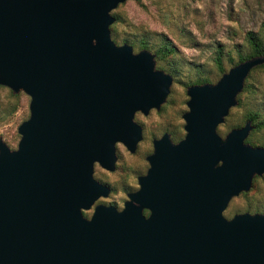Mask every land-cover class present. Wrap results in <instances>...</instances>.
I'll list each match as a JSON object with an SVG mask.
<instances>
[{
  "label": "water",
  "instance_id": "1",
  "mask_svg": "<svg viewBox=\"0 0 264 264\" xmlns=\"http://www.w3.org/2000/svg\"><path fill=\"white\" fill-rule=\"evenodd\" d=\"M124 1L0 0V85L29 97L16 148L0 140V264H264V213L221 214L264 174V148L244 142L250 120L216 133L264 56L187 86L183 137L152 141L120 210L94 204L109 188L93 163L112 171L116 142L135 150L134 113L171 82L148 50L111 40Z\"/></svg>",
  "mask_w": 264,
  "mask_h": 264
},
{
  "label": "rangeland",
  "instance_id": "2",
  "mask_svg": "<svg viewBox=\"0 0 264 264\" xmlns=\"http://www.w3.org/2000/svg\"><path fill=\"white\" fill-rule=\"evenodd\" d=\"M110 15L118 18L115 34L110 35L116 45L127 44L136 53L141 50L138 49L141 41L155 48L165 37L175 48L172 55L166 54L159 62L154 59L155 68L169 70L162 71L170 75L171 82L157 110L150 109L146 115L134 113L133 120L142 127V138L135 151L129 153L117 143L112 172L94 165L93 177L110 187L109 194L99 197L94 204L121 208L126 192L137 186L136 176L147 167L145 156L151 151V140L167 132L175 142L184 134L181 114L187 110V86L197 77L215 83L221 76L213 61L215 54L221 55L226 72L239 54L248 51L245 33L251 30L262 34L264 0H126L111 10ZM148 51L152 54V49ZM239 93L236 103L217 125L216 133L224 138L230 129L244 124L249 111H257L263 125L252 127L247 137L264 148V73L259 69L251 72ZM12 94H18L17 100ZM28 102L29 97L21 90L13 93L0 85V140L10 150L16 148L19 140L17 126L29 115ZM92 206L82 211L85 217H89ZM244 212L264 213V174L255 176L246 192L232 196L221 214L230 219Z\"/></svg>",
  "mask_w": 264,
  "mask_h": 264
},
{
  "label": "trees",
  "instance_id": "3",
  "mask_svg": "<svg viewBox=\"0 0 264 264\" xmlns=\"http://www.w3.org/2000/svg\"><path fill=\"white\" fill-rule=\"evenodd\" d=\"M117 21H118V18L115 15H113V22L109 25L110 35L115 34V31H116L115 24ZM261 29H262V34H258L257 32H253L251 30H249L245 33V39L247 41L248 51L243 55L239 54L238 59H237L235 64H237L241 61H244L246 59L255 57V56H264V22H262V24H261ZM122 42H124V41H122ZM138 49H146V50L152 49V54H153V57H154L156 62H159L161 59H164L166 54L172 55L175 52V48L170 44L168 39L165 37L162 39V42L155 48H152V47L150 48L145 42L141 41L138 45ZM213 61H214L216 68L220 72V74L224 73V69H223L222 62H221V55L218 52L215 54ZM258 69L264 73V63L253 67L249 71V73L247 74V76L245 77V79L243 81L244 85H245V82L248 80L250 73L255 71V70H258ZM162 70H164V69H162ZM164 71H169V70L165 69ZM208 82H209L208 79L205 77H197L190 84L191 85L192 84H203V83H208ZM11 96L15 100H17V98H18V94H14V95L12 94ZM260 117H261V115L259 112L249 111L248 114L246 115L245 119H246V121L250 120L253 129H255V128H258L261 125H263V122L260 119ZM245 143H247L251 146H257L258 145L249 136L245 139ZM254 178H255V176L253 177V179Z\"/></svg>",
  "mask_w": 264,
  "mask_h": 264
},
{
  "label": "flooded vegetation",
  "instance_id": "4",
  "mask_svg": "<svg viewBox=\"0 0 264 264\" xmlns=\"http://www.w3.org/2000/svg\"><path fill=\"white\" fill-rule=\"evenodd\" d=\"M160 107V106H159ZM152 109H154V108H152ZM155 110H157V109H155ZM136 112H140V111H136ZM149 112V111H148ZM147 112V113H148ZM141 114H143L142 112H140ZM143 115H146V114H143ZM246 122V121H245ZM244 122V123H245ZM138 124V123H137ZM139 126H140V124H138ZM241 127V126H240ZM140 128H141V134H142V127L140 126ZM182 128H183V126H182ZM164 133H166L167 135H168V133L167 132H163L162 134H164ZM161 134V135H162ZM160 135V136H161ZM184 135V134H183ZM183 135H182V137H183ZM159 136V137H160ZM159 137H157V138H153L152 140H151V147H152V141L154 140V139H158ZM168 137H169V135H168ZM181 137V138H182ZM142 138V137H141ZM181 138H179V139H177L175 142H173L170 138V140H171V142H173V143H176L178 140H180ZM141 140V139H140ZM139 142V141H138ZM117 143H119V142H116L115 143V145L117 144ZM121 144V143H120ZM136 146H137V144H136ZM126 149V148H125ZM135 149H136V147H135ZM152 149H153V147L151 148V151L145 156V160H146V157L149 155V154H151L152 153ZM127 150V149H126ZM128 151V150H127ZM135 151V150H134ZM133 151V152H134ZM129 153H133V152H130V151H128ZM115 161H116V154H115ZM146 162H147V160H146ZM98 165L96 162H94L93 163V167H92V176H93V168H94V165ZM99 166V165H98ZM100 167V166H99ZM147 168H148V162H147V167L145 168V170H144V172L143 173H141V174H139V175H137L136 176V178H135V180H136V188L135 189H133V190H131V191H128V192H126V199L124 200V201H126L128 198H127V194H129V193H132V192H134V191H136L138 188H139V184H138V178L140 177V176H143V175H145L146 174V171H147ZM102 169H104V168H102ZM114 169H115V162H114ZM113 169V170H114ZM105 171H108V172H112V171H109V170H106V169H104ZM94 178V177H93ZM95 179V178H94ZM253 179V178H252ZM96 180V179H95ZM96 181H98V180H96ZM99 183H101V184H103V185H105V186H107L108 188H109V192H110V187L106 184V183H103V182H100V181H98ZM109 194V193H108ZM124 201L122 202V206H121V208L123 207V203H124ZM97 204V203H96ZM102 204V203H101ZM104 205H111V204H104ZM111 206H114V205H111ZM117 210H120L121 208H117L116 206H114ZM142 214L146 217L147 215H148V211L146 210V209H143L142 210ZM83 215V214H82ZM84 216V215H83ZM90 216V215H89ZM85 217V216H84ZM85 218H88V217H85Z\"/></svg>",
  "mask_w": 264,
  "mask_h": 264
}]
</instances>
